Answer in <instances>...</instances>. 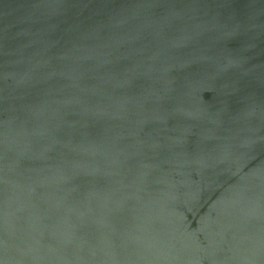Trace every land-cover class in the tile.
<instances>
[{"label":"water","instance_id":"1","mask_svg":"<svg viewBox=\"0 0 264 264\" xmlns=\"http://www.w3.org/2000/svg\"><path fill=\"white\" fill-rule=\"evenodd\" d=\"M0 264H264V0H0Z\"/></svg>","mask_w":264,"mask_h":264}]
</instances>
